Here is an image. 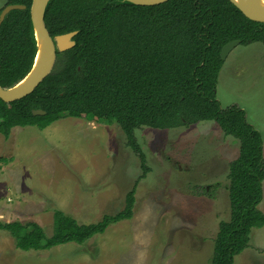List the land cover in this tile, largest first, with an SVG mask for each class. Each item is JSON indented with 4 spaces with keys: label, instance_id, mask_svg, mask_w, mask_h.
<instances>
[{
    "label": "trees",
    "instance_id": "trees-1",
    "mask_svg": "<svg viewBox=\"0 0 264 264\" xmlns=\"http://www.w3.org/2000/svg\"><path fill=\"white\" fill-rule=\"evenodd\" d=\"M33 0H8L12 10L0 24V84L9 88L31 70L37 42L31 20ZM45 23L52 37L70 31L75 46L57 52L51 73L29 95L11 102L0 98V134L16 126L44 129L62 116L116 122L139 155L144 177L149 167L136 130L190 126L216 121L239 141L229 163L230 217L222 221L210 264H235L255 228L264 226V141L238 105L223 108L217 84L223 46L264 44V23L246 17L230 0H168L138 5L127 0H49ZM43 109L44 115H34ZM2 159V158H0ZM135 186L123 210L84 224L63 210L53 215L48 236L35 221L1 222L0 229L21 250H43L70 242L84 244L113 223L134 213Z\"/></svg>",
    "mask_w": 264,
    "mask_h": 264
},
{
    "label": "rangeland",
    "instance_id": "rangeland-1",
    "mask_svg": "<svg viewBox=\"0 0 264 264\" xmlns=\"http://www.w3.org/2000/svg\"><path fill=\"white\" fill-rule=\"evenodd\" d=\"M217 99L243 108L264 141V44L231 50ZM135 134L150 168L142 178L139 155L116 122L65 115L44 129L0 134L1 222L35 221L50 236L56 209L89 224L123 210L134 186L136 197L132 218L82 245L25 251L0 229V264H210L219 225L230 217L229 163L239 141L213 120ZM235 264H264V226L252 230Z\"/></svg>",
    "mask_w": 264,
    "mask_h": 264
},
{
    "label": "water",
    "instance_id": "water-1",
    "mask_svg": "<svg viewBox=\"0 0 264 264\" xmlns=\"http://www.w3.org/2000/svg\"><path fill=\"white\" fill-rule=\"evenodd\" d=\"M138 5H156L168 0H127ZM249 19L264 23V10L258 0H230ZM49 0H33L30 13L37 42V53L33 66L29 73L14 86L3 88L0 84V98L5 102L21 99L31 92L51 73L54 68L57 52L66 51L75 46L74 36L77 31H70L52 37L45 23V11ZM26 5L19 3L6 4L0 10V24L5 17L15 9H25ZM40 42L43 44L42 58L37 62ZM240 43V40H232L226 43L220 53L222 60H225L233 48ZM34 115H44L43 109H34Z\"/></svg>",
    "mask_w": 264,
    "mask_h": 264
},
{
    "label": "bare ground",
    "instance_id": "bare-ground-1",
    "mask_svg": "<svg viewBox=\"0 0 264 264\" xmlns=\"http://www.w3.org/2000/svg\"><path fill=\"white\" fill-rule=\"evenodd\" d=\"M259 5L262 7L264 10V0H258ZM42 51H43V44L40 42V48H39V53L37 56V62L42 58Z\"/></svg>",
    "mask_w": 264,
    "mask_h": 264
},
{
    "label": "flooded vegetation",
    "instance_id": "flooded-vegetation-1",
    "mask_svg": "<svg viewBox=\"0 0 264 264\" xmlns=\"http://www.w3.org/2000/svg\"><path fill=\"white\" fill-rule=\"evenodd\" d=\"M254 43H257V42H254ZM260 43H261V42H260ZM239 44H242V43H241V41H240V43H239ZM239 44H238V45H239ZM251 44H252V43H251ZM262 44H263V43H262ZM243 45H244V44H243ZM248 45H249V44H248ZM232 50H233V49H232Z\"/></svg>",
    "mask_w": 264,
    "mask_h": 264
},
{
    "label": "crops",
    "instance_id": "crops-1",
    "mask_svg": "<svg viewBox=\"0 0 264 264\" xmlns=\"http://www.w3.org/2000/svg\"><path fill=\"white\" fill-rule=\"evenodd\" d=\"M17 127V126H16ZM19 127H21V126H19Z\"/></svg>",
    "mask_w": 264,
    "mask_h": 264
}]
</instances>
